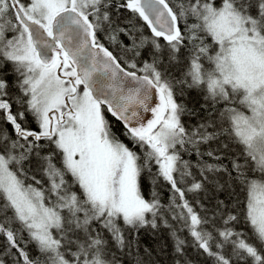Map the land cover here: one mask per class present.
Returning a JSON list of instances; mask_svg holds the SVG:
<instances>
[{
  "label": "snow or ice",
  "instance_id": "6c2138e0",
  "mask_svg": "<svg viewBox=\"0 0 264 264\" xmlns=\"http://www.w3.org/2000/svg\"><path fill=\"white\" fill-rule=\"evenodd\" d=\"M111 2L0 0V64L10 62L19 74L23 98L17 103L26 104L40 128L35 132L23 127L25 112L13 113L11 102L4 99L10 85L0 78V118L12 125L16 135L10 140L0 133V213L4 214L0 237L6 241L0 247V264H120L115 254L108 258L111 249L101 229L123 252L138 242L126 240L119 219L132 229L148 223L157 226L159 202L155 194L146 200L139 183L143 168L151 170L153 163L157 175L178 194L174 209L179 213L174 211L173 218L184 221L198 249L215 264H232L233 257L237 264H248L249 259L251 264H264V0H123L116 5L147 25L155 53L163 47L160 38L170 49V60L188 48L186 70L176 83L205 92L213 106L223 103L218 131L212 132L208 128L214 127L213 122L191 130L182 124L185 106L176 101L174 84L157 67L158 55L142 68L137 63L125 68L100 43L101 24H112L107 10ZM7 31L13 33L10 39ZM120 32L132 38L134 48L147 43L141 36L137 44L132 32L123 28L113 29L109 38L117 42ZM206 37L211 44L205 43ZM154 97L158 104L153 105ZM105 108L123 124V134L133 145L144 150L143 163L113 131ZM147 112L152 118L145 120ZM221 135L240 146L245 165L251 160L249 170L259 172L258 177L250 178L245 165L235 159L229 169L215 151L201 152V144ZM41 140L55 145L63 164V170L56 167L51 154L41 158L50 183L46 190L26 185L23 169ZM186 145L196 150L197 157L220 161L208 164L198 159L206 179L209 172L237 173L246 190L243 219L255 243L229 227L238 220L235 215H228L224 227L216 230L219 239L203 227L208 220L194 211L180 187L192 175L190 163L179 154ZM66 173L82 195L71 190ZM203 187V182L193 180L187 191L199 192ZM94 222L100 228L93 227ZM29 243L38 256L30 254ZM184 245L177 237L175 252L182 255ZM226 245H231L230 254ZM136 264H144L139 255Z\"/></svg>",
  "mask_w": 264,
  "mask_h": 264
},
{
  "label": "trees",
  "instance_id": "16d2710c",
  "mask_svg": "<svg viewBox=\"0 0 264 264\" xmlns=\"http://www.w3.org/2000/svg\"><path fill=\"white\" fill-rule=\"evenodd\" d=\"M217 3H220V0H216ZM119 3H123V0H119ZM187 3V0H185ZM175 6V5H173ZM126 18V22L123 25H115V18L112 19V24L110 29L108 30L109 36L112 33L113 29L123 28L127 30H131V26L133 25H142L148 33L150 37L151 30L147 27V25L139 19L138 16L129 12L125 8H121L120 10ZM120 12V13H121ZM119 14V13H118ZM120 16V15H119ZM121 17V16H120ZM192 22V19L189 18V23ZM122 24V23H121ZM131 25V26H130ZM180 27L183 29L184 22L181 21ZM9 32V31H8ZM8 36V35H7ZM97 36L99 41L108 48L114 56L118 58L119 63L125 68H127V63L120 56L119 50L124 48L122 51V55H124L125 60L129 63H137L138 67H143L144 63L138 61L136 51L130 48V45L125 44L128 35L124 32H120L117 37V44L113 46L112 40L109 43L107 40H102V36L97 32ZM106 39V38H105ZM125 41V42H124ZM159 43L161 45H165L166 42L163 38L159 39ZM187 44V41H185ZM205 43L211 44V38L206 37ZM123 45V47L121 46ZM143 62V61H142ZM185 62V64H183ZM188 63V48H183L180 52L176 53V59L170 60L167 58V79L171 82L176 80L177 78L183 77V72L186 70ZM7 65L6 63H3ZM3 64H0L2 67ZM9 66V64H8ZM183 66V68H182ZM8 70V67L6 68ZM11 69V68H10ZM1 78V77H0ZM5 80L9 81V79ZM10 87L8 88V96H5L4 99L11 102L13 113L17 111L25 112V120L21 121L23 127L33 130L35 132H39L40 128L37 123V120L34 118L31 112L26 111V104L23 106L17 103L18 98H23L22 93L17 85V88L9 83ZM196 89V88H195ZM175 99L178 103L183 104L185 106L186 111L181 115V122L187 127L189 130L198 127L200 124H206L209 122L214 123V127L208 128L209 132L218 131L217 125L220 123L218 110H221L224 105L223 103H217L213 106L211 100L205 99V92L196 89V92L190 94L186 87L181 86V88L174 87ZM104 114L106 119L111 123L113 131L119 137V139L124 142L130 149L137 152V154L141 157L140 163H143V158L145 156L144 150H142L139 146H134L133 142L123 134L124 129L120 122L116 121L114 117H112L106 109H104ZM3 130H8L6 133L11 139H15L16 135L13 130L11 124H9L6 120L0 118ZM29 123V125L27 124ZM31 139V138H30ZM24 141H21L23 143ZM41 145L40 148L35 149V151H39L41 148H47L54 153L56 159L58 156V163L60 165L61 170H63L62 164V156L60 152L51 147V141L41 140L37 142ZM227 145V147H225ZM179 149V146H177ZM201 152L215 151L216 155L221 157V160L227 168L231 169L233 159L237 160V162L241 165H245V159L242 155V149L240 146L231 143L226 135H221L218 139L211 140L207 144L200 145ZM179 154L181 156L182 161H188L190 163L189 171L192 173L191 176L185 177L184 182L180 184V187L185 189L186 192V200L193 207L194 211L208 220V223L203 225V227L212 232L213 236L216 239H219L217 229H222L224 227V219L227 218L228 215H235L238 217L237 221L232 222L229 227H232L235 232L243 233L246 238H248L249 242L255 243V238L252 235V229L248 226L243 219V208L244 201L246 199V190L244 184L240 179H237V173L231 172H209L207 173V179L201 175V168L198 166V159L202 163L215 164L220 161L214 160L212 157L207 155H203L201 157H197L196 150L191 147V145H186L185 149H179ZM52 155V154H51ZM48 156V155H47ZM53 157V156H52ZM40 163L38 161H34V174L31 176L38 178L41 181L43 189H48L50 187L48 176L45 173L46 164ZM253 165L251 160H248L247 165H245L246 174L252 178L253 176L258 177L260 175L259 172L253 173L249 170V168ZM47 177V179H44ZM30 177V176H28ZM27 177V178H28ZM179 178V177H178ZM65 180L67 184L71 185L72 191L77 192L82 195L79 186L77 184H73V180L70 173H66ZM193 180L201 181L204 184V187L199 192H188L187 188L191 186ZM35 183L30 182L28 179H25V184ZM141 194L146 200H151V197L155 194L156 199L159 202L160 210L156 217V227L153 228L151 223H148L142 227V231H139V235H141L143 242L138 240V243H134L136 248L134 251H131V258H133L130 264H136L137 255L144 261V264H171L173 261L177 260L180 264H215L214 259L209 257L206 253H203L202 249H198V246L195 244L193 238L189 234L188 228L184 225V221L174 219L173 212L175 211L177 214L179 213L178 209H174V201L179 202L178 194H174L171 186L165 181L162 177L157 175V167L153 163L151 166V170L148 167L143 168L141 172V176L139 178ZM8 215H11V212H8ZM186 215V213H185ZM4 218V214L0 213V220ZM149 221L152 220L151 215L147 216ZM121 225L119 227L121 229H127L131 234L136 232L135 229L126 226L122 219L118 220ZM55 234V230H53ZM124 233V231H123ZM125 234V233H124ZM185 241L183 254H177L175 252V242L176 238ZM24 238V237H23ZM3 239V237H2ZM130 240H133L130 239ZM129 240V241H130ZM0 247H2L6 241H1ZM213 250H215V240L212 242ZM34 246V245H33ZM145 248L148 249V253H145ZM225 250L230 254L231 253V245H226ZM14 251V250H13ZM30 252V250H28ZM32 256H37L30 252ZM114 254L113 251L109 253V258H112ZM117 260L120 261V264H126L123 261V258L128 261L124 257V253L121 256L117 257ZM232 264H237L235 258L232 259ZM248 264H251V260L249 259Z\"/></svg>",
  "mask_w": 264,
  "mask_h": 264
},
{
  "label": "bare ground",
  "instance_id": "6f19581e",
  "mask_svg": "<svg viewBox=\"0 0 264 264\" xmlns=\"http://www.w3.org/2000/svg\"><path fill=\"white\" fill-rule=\"evenodd\" d=\"M119 3V0H112V2H111V4H110V6H109V9H107L108 11H109V15H110V17H111V19L114 17L115 18V25H123L125 22H126V19H124V18H126L125 16H123V14L124 15H126V13H124L123 12V14H122V12L120 11L121 10V8H117V4ZM121 12V13H120ZM119 13V14H118ZM121 17H120V16ZM112 20H114V19H112ZM122 23V24H121ZM131 26V25H130ZM136 25H133V26H131V28H134ZM132 35L134 36V37H136V39L139 37V34H138V31L137 30H135V32H133L132 33ZM145 36H146V34H145ZM127 38H130L129 36L127 37ZM126 40V39H125ZM125 42V41H124ZM126 43V42H125ZM126 60H130V59H126ZM146 62H148V61H146ZM183 64H185V62H183ZM182 68H183V66H182ZM14 73H13V72ZM140 74H142L143 75V73H140ZM0 77L1 78H3V79H9V81L7 80V82H8V84L9 83H11V86L12 85H14L16 88H17V81H18V79H20V77H19V74L15 71V70H7L6 69V67H5V65L3 64L2 65V67H0ZM180 79H182V78H177L176 77V80L174 81H172V83L174 84V87H176L177 89L178 88H181V86H183V87H186L187 88V90L189 91V93L190 94H193L194 92H196V89L195 88H189L188 86H187V84H184V85H181V84H179V83H176V81H178V80H180ZM2 123H1V121H0V133H8L7 131L8 130H3L2 129ZM38 152H40L41 154H42V157H44V156H47V155H50V154H52V163L53 164H55L56 165V167H58V168H60V165H59V163H58V161H57V159H58V156H57V159H56V157H55V155H54V153L50 150V149H47V148H41ZM42 157H40V158H38V155H37V151H35V149L32 151V153H30V154H28V157H27V159L23 162V169H24V171H25V173H26V178L25 179H28L30 182H33V183H35V180H38V178H35V179H33V176H31L32 174H34V168H33V165L34 164H31L32 162H34V161H38V162H40V163H44V164H46L45 163V161H43L41 158ZM44 164H42V165H44ZM12 167H16L15 165H13ZM61 169V168H60ZM28 176H30V177H28ZM28 177V178H27ZM45 177H46V175H45ZM44 179H47V177L46 178H44ZM34 187H37V188H41V186H42V183L40 184V185H37L36 183H35V185H33ZM153 199V197H151V200ZM95 223V222H94ZM93 223V224H94ZM14 227H19V225H14ZM125 231H127V229H124ZM123 229H122V231H124ZM136 232H134V233H130V232H128L127 231V233H125L124 235H125V238H126V240H130V239H132L133 238V240H130V241H138V240H140V241H142L143 242V239H142V237H141V235H139V231H142V229H140L139 227H137L136 229ZM101 231L103 232V235H104V237L107 235V233L106 232H108V231H106V230H104V229H101ZM23 235V237H24V240H27L28 239V237H27V233H23L22 234ZM1 241H3V239H2V237H0V244H2V242ZM111 242V241H110ZM109 244V243H108ZM111 245H113V247L115 248L116 247V245H115V243L114 242H112V243H110ZM110 244H109V246H110ZM34 244H32V243H29L28 244V250H30V252L31 253H33V254H35V255H39V253L36 251V247H35V245L33 246ZM24 245H23V243H21V247H23ZM136 248V245H133V247L131 248V251H134V249ZM111 249V251H113L114 252V254H115V256L117 255V257H119V256H121L122 255V253H124V257L126 258V259H128V261L127 260H125L124 258H123V261H124V263H126V264H130V262L131 263H133L132 261V259L133 258H131V251H129V249L128 248H125L124 250H123V252H121L119 249H117V248H115V250L114 249H112V248H110ZM109 258V257H108ZM234 258V257H233ZM232 258V259H233ZM110 259V258H109ZM177 260H175V261H173L171 264H177ZM9 264H11V261H9ZM159 264V263H158Z\"/></svg>",
  "mask_w": 264,
  "mask_h": 264
},
{
  "label": "rangeland",
  "instance_id": "374dc122",
  "mask_svg": "<svg viewBox=\"0 0 264 264\" xmlns=\"http://www.w3.org/2000/svg\"><path fill=\"white\" fill-rule=\"evenodd\" d=\"M110 27H112V26H109L107 23H103V24H101V27L98 29V33L102 36V40H107L109 43L111 42V40H110V36H109V34H108V30L110 29ZM135 30H137L138 31V34H139V37L136 39V43L137 44H139L140 43V37L141 36H143V37H145V38H147V43H145L142 47H139V48H134V46H133V40H132V38H125L126 39V43L125 44H128V45H130V48L131 49H134L136 52L138 51L139 52V55H138V57H137V59H138V61L139 62H141L142 64L144 63V62H146V61H148V63H151L152 62V57H153V55L155 54V55H158L159 57H160V63L157 65V67L159 68V70L160 71H162V72H164L166 75H167V69H168V65H167V58H169V52H170V49H168V47H167V44H165L163 47H162V49H161V51L159 52V53H155V51H154V48H153V46H152V44H151V40L153 39V37H150L149 35H148V33H146V31H145V29H144V27L142 26V25H138V26H135L134 28H132L130 31L133 33V32H135ZM145 34H146V36H145ZM8 35V36H7ZM12 35H13V33L12 32H6L5 33V36H6V39H10L11 37H12ZM128 37V36H127ZM106 38V39H105ZM100 43H101V41H100ZM111 43H113V46H115L116 44H117V42H111ZM123 50H124V48H122ZM122 49H120L119 50V52H120V56H121V58L124 60V62H126L127 63V65L129 64V62L128 61H126L125 60V58H124V55H122ZM175 56H176V54H175ZM143 61V62H142ZM7 65H5V67L7 68L8 67V70H15L14 69V67H13V65L10 63V62H5ZM8 64H9V66H8ZM205 64L207 65V61L205 60ZM11 68V69H10ZM141 68V67H140ZM13 72V71H12ZM14 73V72H13ZM167 77V76H166ZM32 116H33V114H32ZM34 116H33V122L31 123V124H34V121L36 120V118H35V120H34ZM28 125H29V123H27ZM40 131V130H39ZM10 138V137H9ZM51 147H52V149H54V148H56L55 147V145L51 142ZM47 149H49V147H47ZM37 153H39V155H38V158H40V157H42V154L40 153V152H38L37 151ZM60 155H61V153H60ZM31 164H34V162H32ZM123 221V220H122ZM117 223H118V225H121L120 224V222L119 221H117ZM93 227H95V228H100V225L98 224V223H94L93 224ZM104 230H106V229H104ZM107 231V230H106ZM128 231V230H127ZM127 231H125L124 230V233H127ZM107 233V235L104 237L107 241H108V243L110 244V243H112L113 241H112V239H111V234L110 233H108V232H106ZM111 241V242H110ZM110 248H112V249H114L115 250V248L113 247V245H111L110 244V246H109Z\"/></svg>",
  "mask_w": 264,
  "mask_h": 264
},
{
  "label": "water",
  "instance_id": "95a60500",
  "mask_svg": "<svg viewBox=\"0 0 264 264\" xmlns=\"http://www.w3.org/2000/svg\"><path fill=\"white\" fill-rule=\"evenodd\" d=\"M138 75H142V74H138ZM158 103H159L158 98L154 97L153 105L158 104ZM109 114H110V113H109ZM110 115H111V114H110ZM143 115H144V117H145V120H147V119H151V118H152V114H151V112L144 113ZM120 123H121V122H120ZM121 124H122V123H121ZM122 126H123V124H122Z\"/></svg>",
  "mask_w": 264,
  "mask_h": 264
}]
</instances>
